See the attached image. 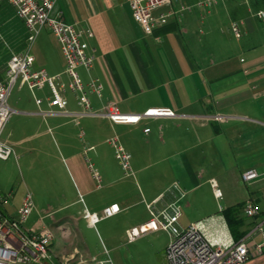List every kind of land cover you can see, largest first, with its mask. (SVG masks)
<instances>
[{"label":"crops","instance_id":"obj_1","mask_svg":"<svg viewBox=\"0 0 264 264\" xmlns=\"http://www.w3.org/2000/svg\"><path fill=\"white\" fill-rule=\"evenodd\" d=\"M53 1L52 17L59 15L65 23L93 31L92 38H82L94 57L92 67L76 72L94 111L114 102L125 114L170 108L176 116L137 124L87 116L75 123L72 116L48 113L46 85L35 91L19 88L30 91L35 107L13 100L9 106L14 114L1 135L13 150L8 159H0V192L10 195L11 214L23 197L14 187L15 176L30 182L35 191L26 226L55 232L50 243L53 261L74 257L77 264L82 257L84 264H92L90 260L97 259L78 249L80 222L92 228L82 217L85 209L101 214L116 204L119 212L100 222L113 219L112 227L122 235L149 220L148 204L157 201L163 208L171 203L177 184L185 193L180 201L182 227L208 220L210 233L221 230L236 241L223 212L237 208L244 236L259 218L245 217L243 204L250 200L264 211V179L246 183L241 178L246 170L262 171L264 163V22L256 16L264 10V0H217L209 11L197 6L203 0L172 1L173 11L180 4L190 10L172 15L150 34L133 20L128 0H86L68 18L62 8L56 9L59 0ZM231 22L238 24L239 38L230 33ZM26 37L24 22L7 0H0V80H5L11 52L23 51ZM30 52L34 70L58 74L65 85L69 83L50 32L41 30ZM93 79L101 85L99 95L89 89ZM63 96L64 111H81L68 88ZM112 137L130 154L133 175L126 176L117 162L108 143ZM211 180L221 197H215ZM203 185L208 190L202 195ZM44 211L49 212L43 215ZM59 213L62 217L52 225L34 221L35 215L42 214L44 221ZM243 264H264V253Z\"/></svg>","mask_w":264,"mask_h":264},{"label":"built area","instance_id":"obj_2","mask_svg":"<svg viewBox=\"0 0 264 264\" xmlns=\"http://www.w3.org/2000/svg\"><path fill=\"white\" fill-rule=\"evenodd\" d=\"M172 1L180 0H128L133 20L141 26L146 34H150L155 28L165 25L170 17L183 11L190 10V6L180 4L178 11L171 9ZM217 0H203L197 3L205 11L216 3ZM13 8L15 15L21 19L27 30L26 46L21 52L12 53L7 61L5 80H0V159H8L13 150L3 141L1 135L14 111L8 104L9 96L15 86L28 87L31 91L40 90L46 85L50 90L46 98L47 105L51 109L48 113L59 112L73 117L78 123L80 117H105L115 124H137L144 119L174 118L175 112L170 108H148L141 114L121 113L114 102L107 103L101 111H94L86 96V90L81 83L77 68L82 67L89 71L93 63V55L87 52V43L83 37H93L91 29H78L74 24H68L57 15L52 17L53 0H7ZM257 18L264 22V10L256 12ZM47 30L56 40L60 53L64 60V73L70 81L65 85L60 75H48L43 69L34 70V58L30 52L41 30ZM229 31L235 38L241 33L236 22H231ZM91 92L99 95L101 85L98 80L89 83ZM68 88L75 94L77 105L81 108L79 113L70 114L64 111V92ZM41 99H35L37 105ZM54 108H58L55 111ZM44 114V113H43ZM220 120V117H216ZM149 129H144L147 133ZM114 151V156L126 176L133 175L130 154L120 145L115 137L108 140ZM93 177L98 180L99 175L89 164ZM246 183H252L264 179V163L262 171L249 169L241 174ZM215 197H221V191L215 180L210 181ZM177 189L176 198L163 208L157 207V201L147 205L149 220L134 227L127 232L130 241L149 233L164 231L169 237V243L164 256L167 264H243L251 257H257L264 253V211H260L250 200L243 204L242 211L245 217L259 220L252 225L239 241H233L224 231L210 233L208 220L192 223L182 227L179 223L181 216L180 201L185 193ZM10 199L9 194L0 192V264H74V257H61L58 263L53 261V253L50 243L55 236L53 229L42 227L39 231L30 229L26 223L34 210V204L30 192L22 197L21 204L14 214H7L5 206ZM119 212L116 204L105 207L101 214L84 210L83 219L90 227H95L98 222L109 218ZM213 218L209 219L212 221ZM260 237L256 242L254 238ZM86 260L80 257L77 264H84ZM92 264H113L110 260H90Z\"/></svg>","mask_w":264,"mask_h":264},{"label":"rangeland","instance_id":"obj_3","mask_svg":"<svg viewBox=\"0 0 264 264\" xmlns=\"http://www.w3.org/2000/svg\"><path fill=\"white\" fill-rule=\"evenodd\" d=\"M98 1L100 3L102 2V0ZM85 2L86 0H68L66 2L63 0H59L56 3V9L62 8L65 17L68 18L74 15L77 8L81 7ZM46 41L48 42V39H46ZM12 53L15 52H11V54ZM13 100L17 101L18 104L23 105L24 103L28 105L27 107L30 109H33L35 107L32 94L29 90H27V88L19 89L18 86H15L8 99V104H11ZM13 179L15 182L14 187L17 192L20 195L24 196V194L28 190L31 193L33 200L35 191L30 182L28 184L27 181L23 182L20 178H15V176L13 177ZM25 184H27L28 187H25ZM207 190L208 185H203L199 189L202 195L204 192L207 193ZM206 196L205 198H203L204 202L207 198ZM9 204L6 205L5 208L7 210V214L10 215L11 211ZM48 212L49 211H44V213L42 214L44 215ZM42 214L37 216L35 215L36 218L34 221H36L37 224L44 223L47 225H52L54 220H59L62 217L59 213L50 218H45L43 221L42 219H40V216H42ZM113 224V219H107L95 226V229H88L86 228L84 222L81 221L79 232L82 236V243L81 245H78V249L80 251H86L88 257H95L97 261L109 259L113 264H167L164 256V251L169 243L170 237L166 232H149L139 236L133 241H130L127 233L123 232V234L120 235L119 228L112 227ZM30 229L34 230V228ZM106 232H110L109 235Z\"/></svg>","mask_w":264,"mask_h":264},{"label":"trees","instance_id":"obj_4","mask_svg":"<svg viewBox=\"0 0 264 264\" xmlns=\"http://www.w3.org/2000/svg\"><path fill=\"white\" fill-rule=\"evenodd\" d=\"M223 214L234 239L236 242L239 241L243 237V233L239 231V228L242 225V220L237 216L238 209H228L225 210Z\"/></svg>","mask_w":264,"mask_h":264}]
</instances>
